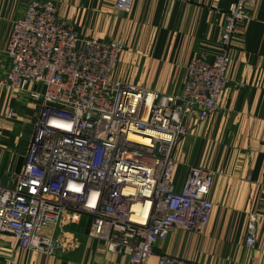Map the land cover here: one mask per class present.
<instances>
[{
  "label": "built area",
  "instance_id": "built-area-1",
  "mask_svg": "<svg viewBox=\"0 0 264 264\" xmlns=\"http://www.w3.org/2000/svg\"><path fill=\"white\" fill-rule=\"evenodd\" d=\"M255 1L231 4L222 52L214 60L194 56L184 87L169 94L115 81L123 44L81 39L55 0H30L8 39L4 86H40L30 96L41 110L16 184L0 179V233L24 249L55 254L58 239L42 231L87 214L89 237L127 255L129 264H149L174 229L203 233L218 172L190 165L178 179L175 151L190 133L189 114L203 122L218 111L237 27ZM134 2L117 0L116 9L130 13ZM253 220L250 250L257 245ZM157 264L196 263L162 254Z\"/></svg>",
  "mask_w": 264,
  "mask_h": 264
},
{
  "label": "crops",
  "instance_id": "crops-1",
  "mask_svg": "<svg viewBox=\"0 0 264 264\" xmlns=\"http://www.w3.org/2000/svg\"><path fill=\"white\" fill-rule=\"evenodd\" d=\"M29 1L0 0V179L10 186L23 169L41 110L30 96L40 86H4L8 39ZM55 1L81 39L124 45L115 81L170 94L184 87L194 56L204 53L214 60L222 52L220 36L236 0H135L130 13L116 9L117 0ZM248 10L250 18L238 25L232 42L218 111L203 122L189 114L190 133L175 151L178 179L190 165L218 172L209 222L203 233L174 229L156 245L149 264L162 254L196 264H264V0ZM252 217L257 245L250 250L245 240ZM68 220L42 231L58 239L61 249L55 254L24 249L12 235L0 233V264H129L127 255L89 237V215Z\"/></svg>",
  "mask_w": 264,
  "mask_h": 264
},
{
  "label": "trees",
  "instance_id": "trees-1",
  "mask_svg": "<svg viewBox=\"0 0 264 264\" xmlns=\"http://www.w3.org/2000/svg\"><path fill=\"white\" fill-rule=\"evenodd\" d=\"M87 215V214H86ZM90 216V215H89ZM91 217V216H90ZM92 218V217H91Z\"/></svg>",
  "mask_w": 264,
  "mask_h": 264
},
{
  "label": "bare ground",
  "instance_id": "bare-ground-1",
  "mask_svg": "<svg viewBox=\"0 0 264 264\" xmlns=\"http://www.w3.org/2000/svg\"><path fill=\"white\" fill-rule=\"evenodd\" d=\"M94 199V198H93ZM91 203H93V202H91Z\"/></svg>",
  "mask_w": 264,
  "mask_h": 264
}]
</instances>
